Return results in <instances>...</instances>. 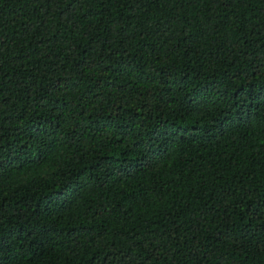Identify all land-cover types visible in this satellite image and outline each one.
Instances as JSON below:
<instances>
[{
    "label": "trees",
    "instance_id": "obj_1",
    "mask_svg": "<svg viewBox=\"0 0 264 264\" xmlns=\"http://www.w3.org/2000/svg\"><path fill=\"white\" fill-rule=\"evenodd\" d=\"M0 264H264V0H0Z\"/></svg>",
    "mask_w": 264,
    "mask_h": 264
}]
</instances>
